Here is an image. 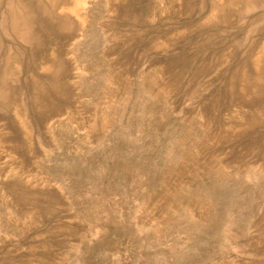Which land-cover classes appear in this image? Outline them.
I'll use <instances>...</instances> for the list:
<instances>
[{
	"label": "rangeland",
	"instance_id": "374dc122",
	"mask_svg": "<svg viewBox=\"0 0 264 264\" xmlns=\"http://www.w3.org/2000/svg\"><path fill=\"white\" fill-rule=\"evenodd\" d=\"M0 264H264V0H0Z\"/></svg>",
	"mask_w": 264,
	"mask_h": 264
},
{
	"label": "bare ground",
	"instance_id": "6f19581e",
	"mask_svg": "<svg viewBox=\"0 0 264 264\" xmlns=\"http://www.w3.org/2000/svg\"><path fill=\"white\" fill-rule=\"evenodd\" d=\"M80 3V2H79Z\"/></svg>",
	"mask_w": 264,
	"mask_h": 264
}]
</instances>
